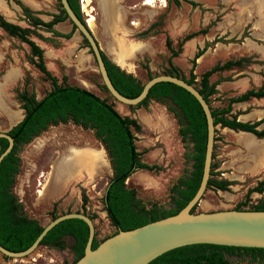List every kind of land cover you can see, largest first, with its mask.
<instances>
[{
	"label": "rangeland",
	"instance_id": "obj_1",
	"mask_svg": "<svg viewBox=\"0 0 264 264\" xmlns=\"http://www.w3.org/2000/svg\"><path fill=\"white\" fill-rule=\"evenodd\" d=\"M76 1L84 21L93 16L89 29L105 56L120 66L132 67L142 84L147 80L144 67L150 77L168 70L170 52L165 42L177 50L185 35L194 34L190 43L182 44L172 63L187 79L197 52L194 43L202 46L197 48L202 54L194 67L195 88L206 71L232 64L208 77V82L219 88L208 98L212 108L226 106L230 98L264 86V0H195L194 7L188 4L193 2L190 0L155 2L153 7L143 5L144 0ZM59 11L57 0H0V16L26 30V37L40 48L44 66L58 84L83 87L106 99L121 116L136 118L139 130L132 131L134 145L146 169H136L125 187L146 210H173V189L188 176L193 154L190 140L179 136L180 113L165 99L148 100L146 107L136 109L114 101L102 88L89 51L79 35L71 32L68 21L50 29L32 25L33 18L49 22ZM70 32L68 39L62 37ZM35 61L26 44L0 31V132L21 119V95L38 99L50 90L49 80L32 64ZM230 76L235 83L220 84ZM248 101L247 111H264V98ZM214 130L211 177L229 185L224 191L207 188L195 212L233 210L244 201L247 189L264 179V139L232 132L223 136ZM17 157L18 172L9 191L19 206L18 215L42 227L52 217L82 212L91 217L97 242L115 232L102 204L112 171L92 130L70 121L48 126L21 146ZM81 158L89 165H83ZM80 160L84 162L78 163ZM263 201L264 191L252 193L243 209ZM62 240L63 250L38 246L21 259L0 255V264H71L74 240L69 236ZM225 259L229 264H257L244 256L225 255Z\"/></svg>",
	"mask_w": 264,
	"mask_h": 264
},
{
	"label": "trees",
	"instance_id": "obj_2",
	"mask_svg": "<svg viewBox=\"0 0 264 264\" xmlns=\"http://www.w3.org/2000/svg\"><path fill=\"white\" fill-rule=\"evenodd\" d=\"M177 1L169 0L167 3H176ZM67 2L75 16L83 22L77 1L67 0ZM188 4L193 7L196 6L194 2H188ZM64 20H66V15L60 10L59 15L53 16L49 22L44 23L38 18H33L32 25L50 29L53 24ZM0 28L9 36H15L27 45L31 55L36 58V61L32 64L50 82V90L45 92L39 99H36L34 95H21L20 101L23 115L16 124L7 130V134L13 140V147L0 162V246L12 252L23 251L33 242L42 229L36 221L17 214L19 206L9 191L18 172L19 160L17 152L19 148L30 142L32 138L37 137L48 126H55L68 121L82 129L92 130L94 137L98 140L108 158L112 174L107 182L102 197V204L106 217L115 230L113 234L117 230H130L157 219L174 215L185 206L195 193L200 180L206 132L203 113L191 95L177 86L162 82L152 86L147 96L138 105L129 107L131 109L146 107L148 100L156 102H161L162 99L169 100L180 113L179 124L181 128L179 136L182 140L189 139L192 144L191 170L188 176L180 180L173 189V210L169 212H163L157 208L146 210L134 198V192L127 189L124 183L136 169H146V166L140 163L139 154L134 145L135 137L132 131L139 130L137 121L133 118L121 116L106 99L99 98L83 87L63 83L58 84L44 66L42 51L26 37L25 29L5 21L1 16ZM72 31H74V27L71 28ZM71 32L62 35V37L68 39ZM194 36V34L185 35L177 44V50L170 49L169 43L165 42L170 54L167 59L168 70L164 75L180 78L192 86L195 83V75L193 74L194 61L202 54V50H197L194 54L187 79L180 75L172 63V58L179 54L182 44ZM83 42L85 43V41ZM100 54L107 76L114 89L126 98L136 97L143 84L132 75L121 71L103 53ZM231 65L229 62L211 68L200 76L199 87H193L207 103L214 127L219 125L233 131L250 133L258 139L264 138V130H257V127L264 122V115L258 121L242 123L236 120L237 114L230 113L231 105L234 103L245 102L250 98H264V86L257 90H248L237 97L230 98L226 106L221 109L212 108L209 103L208 98L215 94L216 90L215 84L208 83V77L214 72L228 69ZM144 69L146 70L147 79L151 78L148 68L144 67ZM102 88L105 90L103 85ZM215 141L214 136L211 160ZM6 145V141L0 139V153L5 149ZM211 176L212 164L210 163L206 189L212 188L222 191L227 189L228 181L216 180ZM263 191L264 179L258 181L254 187L247 189L244 201L239 203L233 210H242L247 205L249 196L252 193H261ZM82 202L84 203V198H82ZM194 209H196V206L192 211ZM243 210H264V201L259 202V204L250 209ZM54 218L52 217L51 220ZM89 218L91 219V217ZM64 236H69L74 240V244L71 247L74 256L71 264H73L82 256L87 238V227L82 221L69 219L60 222L47 232L40 241L39 246L63 250L66 247L62 240ZM98 243L94 231L91 249H94ZM225 255L244 256L251 263L264 264V249L205 244L175 248L161 254L147 264H229L225 259Z\"/></svg>",
	"mask_w": 264,
	"mask_h": 264
},
{
	"label": "water",
	"instance_id": "obj_3",
	"mask_svg": "<svg viewBox=\"0 0 264 264\" xmlns=\"http://www.w3.org/2000/svg\"><path fill=\"white\" fill-rule=\"evenodd\" d=\"M58 2L67 20L75 28V32L85 41L95 63L100 82L114 101L127 107L136 106L147 96L152 86L162 82L177 86L194 98L203 113L206 131L201 176L195 193L176 214L130 230H117L115 234L99 242L94 249H91L94 238L93 221L82 212H71L59 215L42 226L40 233L25 250L12 252L0 246V255L10 259H21L28 256L39 246L48 231L60 222L69 219L80 220L87 227V238L82 256L73 264H147L175 248L199 244L264 249V210L195 212L194 209L192 211L195 206L197 207L206 190L214 139L212 116L207 103L198 91L180 78L157 75L143 83L136 97L122 96L114 89L107 76L100 48L87 24L85 26L75 16L67 0H58ZM0 139H4L7 143L0 153L1 162L11 151L13 140L7 131L0 132Z\"/></svg>",
	"mask_w": 264,
	"mask_h": 264
},
{
	"label": "crops",
	"instance_id": "obj_4",
	"mask_svg": "<svg viewBox=\"0 0 264 264\" xmlns=\"http://www.w3.org/2000/svg\"><path fill=\"white\" fill-rule=\"evenodd\" d=\"M190 1H193V2H195V0H190ZM249 1V0H248ZM235 2L236 1H234V2H232L233 3V5L235 4ZM222 3V2H221ZM235 6V5H234ZM237 7V6H236ZM1 31V30H0ZM192 41V39L191 40H189V41H187V42H191ZM194 47H195V51L197 50V48H200L201 49V45H199V44H195L194 43ZM201 57H199V58H197L196 60H195V68L197 67V65H198V60L200 59ZM118 64V63H117ZM116 64V65H117ZM118 67H119V69H121V70H123L125 73H127V74H130V75H132L133 77H134V74H133V68L132 67H128V66H120V65H117ZM193 74L195 75V71L193 70ZM223 78H225V77H227V76H225V75H223L222 76ZM197 77H196V75H195V79H196ZM233 79H234V76H230V79L229 80H226V81H222L220 84H224V83H230V84H233V83H235V81H233ZM245 79H247L246 77H245ZM209 84H211L212 83V81H209L208 82ZM215 90L216 91H218L219 90V88H218V85H216L215 86ZM254 100H256V99H254ZM248 102L249 101H245V102H240V103H234V104H232L231 105V114H237V116H236V120L237 121H239V122H242V123H252V122H255V121H257V120H259L263 115H264V111L263 112H261V111H254V112H250V111H247V108H248ZM211 107H212V105H211ZM225 106H223V107H220V109L221 108H224ZM129 118H131V117H129ZM133 119H135L136 120V118H134L133 117ZM217 129V130H219V132L221 133V135H223V136H225V135H230L229 133L230 132H232L233 134H239V135H241V136H245V137H250V138H253L254 136L252 135V134H250V133H247V132H243V133H246V134H243V133H241V131H233V130H230V129H228V128H226V127H220L219 125H216L215 127H214V129ZM257 130H264V122L263 123H261L258 127H257ZM255 139H257L256 137H254ZM223 139H225V138H223ZM64 237H68V236H64Z\"/></svg>",
	"mask_w": 264,
	"mask_h": 264
},
{
	"label": "flooded vegetation",
	"instance_id": "obj_5",
	"mask_svg": "<svg viewBox=\"0 0 264 264\" xmlns=\"http://www.w3.org/2000/svg\"><path fill=\"white\" fill-rule=\"evenodd\" d=\"M57 1H58V0H57ZM58 3H59V2H58ZM59 6H60V4H59ZM60 10H62V9H61V6H60ZM62 11H63V10H62ZM80 14H81V13H80ZM64 21H65V20H64ZM64 21H62V22H64ZM66 21H68L67 18H66ZM82 21H83L82 23L85 22V21L83 20V18H82ZM62 22L55 23V24H53L52 26L57 25V24H60V23H62ZM68 22H69V21H68ZM9 23H10V22H9ZM11 24H12V23H11ZM69 24H70V22H69ZM85 24H86V22L84 23V25H85ZM70 26H71V28L73 27L71 24H70ZM85 26H86V25H85ZM88 28H89V27H88ZM74 29H75V28H74ZM0 30H2V29L0 28ZM89 30H90V29H89ZM74 32H75V30H74ZM90 33L92 34L91 30H90ZM92 36H93V34H92ZM79 37H80V36H79ZM93 37H94V36H93ZM80 38H81V37H80ZM94 39H95V38H94ZM191 39H192V38H191ZM191 39H189V40H191ZM81 40L84 41L83 39H81ZM95 40H96V39H95ZM189 40H187V41H189ZM187 41H185V42H187ZM185 42H184V43H185ZM83 43H84V42H83ZM96 43H97V41H96ZM184 43H183V44H184ZM84 44H85V46H86V48H87L86 43H84ZM97 44H98V43H97ZM99 48H100V47H99ZM87 50H88V49H87ZM197 50H200V49H197ZM89 53H90V52H89ZM100 53H103L101 49H100ZM103 54H104V53H103ZM90 55H91V54H90ZM104 55H105V54H104ZM193 57H194V55H193ZM106 58H107V57H106ZM107 59H108V58H107ZM108 60H109V59H108ZM192 60H193V58H192ZM195 60H196V59H195ZM109 61H110L111 63H113L116 67H118V66H117V65H118L117 63H115V62H113V61H111V60H109ZM116 64H117V65H116ZM194 67H195V61H194ZM118 68H119V67H118ZM190 68H191V67H190ZM120 70H121V69H120ZM193 70H194V68H193ZM121 71H123V70H121ZM123 72H124V71H123ZM126 74H127V73H126ZM41 97H42V96H41ZM41 97H40V98H41ZM38 99H39V98H38ZM253 99H256V98H253ZM261 118H262V117H261ZM261 118H260V119H261ZM257 121H258V120H257ZM262 123H263V122H262ZM15 124H16V123H15ZM6 131H7V130H6ZM254 137H255V136H254ZM257 139H258V138H257ZM259 139H264V138H259ZM133 173H134V172H133ZM133 173H132V174H133ZM128 178H129V177H128ZM128 178H127V179H128ZM127 179H126V180H127ZM126 180H125V182H126ZM125 182H124V183H125ZM106 185H107V184H106ZM105 189H106V187H105ZM105 189H104V191H105ZM103 194H104V193H103ZM105 214H106V213H105Z\"/></svg>",
	"mask_w": 264,
	"mask_h": 264
},
{
	"label": "bare ground",
	"instance_id": "obj_6",
	"mask_svg": "<svg viewBox=\"0 0 264 264\" xmlns=\"http://www.w3.org/2000/svg\"><path fill=\"white\" fill-rule=\"evenodd\" d=\"M155 2H160L162 5L164 4L163 3V0H144V3H143V5H145V6H149V7H153L154 6V3ZM93 16H89V18L87 19V21H85L86 22V24H87V26L90 28V25H91V22L93 21ZM133 25H134V23H133ZM120 60V59H119ZM87 156V155H86ZM89 156V155H88ZM82 159V158H81ZM89 159H91V158H89ZM82 160H84L85 161V163L83 164V165H89L88 164V160H85V159H82ZM82 160H80V161H78V163H83L84 161H82ZM128 180V179H127Z\"/></svg>",
	"mask_w": 264,
	"mask_h": 264
}]
</instances>
